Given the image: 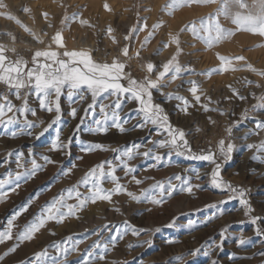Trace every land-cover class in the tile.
Segmentation results:
<instances>
[{
    "label": "rangeland",
    "instance_id": "374dc122",
    "mask_svg": "<svg viewBox=\"0 0 264 264\" xmlns=\"http://www.w3.org/2000/svg\"><path fill=\"white\" fill-rule=\"evenodd\" d=\"M34 1L36 5H42L41 0ZM42 1L44 4H49L52 1L53 4L60 6L61 12L56 14L59 18H64L66 14L71 16L76 12V19L70 20L74 25L71 27L73 30L81 31L84 27H89L81 25L79 21L91 18L90 25L94 27L89 28L97 40L95 46L91 48L94 59L110 62L113 57L120 56V49L127 45L131 59L125 61L126 71L137 79H141L147 74L146 69L142 67L147 63L143 54L152 53L156 49L152 44H155L159 35H168V30L161 26L160 31L159 29L155 30L148 44L141 47L143 37L148 34V31H152V26H148L147 30L132 33L127 41L124 39L133 26L139 29L145 23L148 25L150 11L154 8V1L157 0H49L46 3L45 0ZM3 2L6 4L5 1ZM168 2L169 0H166L164 5ZM105 3L111 7V11L105 10ZM217 7V4L194 3L177 7L171 14L164 10L168 14V21L174 22L175 27H172V34L179 37L180 47L183 49L181 55L186 52L184 45L190 38L188 46H190L191 53L198 57L196 63L199 65L207 63L206 68L202 70L203 75L207 77V85H225V90L209 92H204L202 86L199 85L203 91L201 103H209L206 97H211L210 107L217 108V111L205 112L200 104H196L188 91L191 87L189 83L184 85V87L187 86L186 92L190 95L186 98L191 104L187 114L177 107L181 101L168 100L156 91L153 92V100L163 106L174 126L184 130L193 152L200 154L211 149L216 153V163L221 164L223 179L231 182L233 187L245 190L246 198L254 211L246 216L244 207L239 203L238 195L236 198L228 200L229 196L234 195L232 192L217 189L211 184V172L215 167L213 162L191 159L188 155H179L175 151L169 153V149L159 148L153 144V141L164 139L166 134L158 132L152 125L144 128L136 127L141 122V117L137 114V104L134 101H124L120 110L122 121H127L124 127L128 131L121 133L115 127H111V122H109L107 133L99 134L89 130L95 126V120L102 115L99 105L111 104L115 98L111 96L98 98L96 107L86 112L85 109L92 102L90 93H83V101L78 97L69 101L65 90V94L60 99L61 120L53 124L43 136L36 139V134L48 126L54 119L55 113L41 110L35 95L30 94L28 96L29 104L36 109L37 115L33 117L28 114V119L37 122L39 126L31 129L32 136L21 131L19 124L8 129L0 126V178L7 179L9 173L14 175L16 171H23L22 168H17L16 164V157L19 153H23L21 162L26 168H31L32 159H35L43 167L37 171L35 177L27 180L21 179L20 187L15 192H9L7 198L0 201V230L7 227V220L15 212L28 204L27 210L14 221V233L22 230L25 225L37 217L43 206L53 197L58 196L62 190L76 184L92 166L102 161H111L113 165H119L117 157L133 144L140 146L139 152L151 148L153 155L149 157L137 155L128 161L135 168V172L128 176H125L122 166L117 167L116 175L120 177V182L129 191L139 194L142 189H150L157 181H162L165 184L169 181L173 184H180L181 181L175 179L176 175H180L182 180L191 185H200V187H194L191 194L177 190L172 196H165L160 205L153 204L149 200L137 202L124 193L114 195L111 203L107 201H97L94 204L89 202L84 209L77 212L76 215L66 217L61 223L48 222L34 236L33 240L21 243L17 250L0 261V264H32L35 259L34 253L45 248L48 255L42 258L41 264H84L89 253L93 257H98L100 254H104L106 257L103 261L98 258L92 259L91 264H113L114 261L116 264H213V262L215 264H264V256L261 255L264 253V236L258 235L255 231L256 226L250 222L252 215L260 216L262 220L258 223L264 229V161L252 159L254 155L264 156V153L247 147L248 144H259L264 141V129H256L259 132L258 135L247 131L244 136H240V131L247 128L249 124L255 127L257 120H264V109L254 110L252 108V105L257 102L252 94L254 93L256 97L264 94V76L245 67L246 64H251L256 69L264 71V37L243 30L234 31L231 37L209 47L203 41L193 37L190 31H181L193 22L197 28H200L201 18H205V24L211 23L206 18L214 13ZM129 10L132 11L130 25L121 30L117 23L119 20L128 18ZM0 11L6 12L7 9ZM43 12H48V10H43ZM0 18L12 20L7 16H0ZM218 19L225 29L235 30L236 26L230 19L222 15ZM159 23L161 20L156 16L152 25ZM108 26L114 30L113 35L118 41L115 44L106 35ZM201 34H203L202 30ZM12 36L16 41L15 34L11 33L10 35V39L13 41ZM65 45L69 50L76 49L69 48L66 42ZM159 49L161 48L159 47ZM137 50L140 51L139 57L135 55ZM34 51L20 48L15 52L8 51L6 54L10 59H16L19 55L28 60L29 66H31V56ZM218 53L230 58L236 56L245 58L243 61L233 59L236 71L241 72L242 75L238 82L229 84L238 89L246 99L240 100L233 96L228 87L229 84H225V81L222 83L223 80H226L222 72L216 71L208 75L210 69L218 68L220 65ZM120 58L125 60L122 56ZM196 67L198 69L199 66ZM190 69L186 73L192 77L195 69L191 67ZM228 72L235 71L229 70L226 73ZM244 77L254 83L246 84ZM152 78H155L154 73ZM178 79L167 83L166 93L167 91L174 93L173 90H169L178 85ZM257 83L261 87H257ZM245 90H247V94L244 93ZM11 94L12 102L19 106L21 101L16 99L14 92ZM191 98L193 99L191 100ZM222 106L229 110L226 111L224 107L222 110ZM73 107L77 109L76 117L70 115V110ZM245 109L248 110L246 119L242 118ZM198 117L204 120L202 125L199 124L194 132H190L185 127L184 121L191 122L195 119L200 121ZM209 117L215 123L209 122ZM81 118H83L82 124ZM40 121L43 123H39ZM236 121H239L238 125L234 123ZM78 124L80 125L79 129H77ZM230 125L232 133L229 136L226 129ZM58 129L60 141L67 147L51 150V142L56 138ZM11 131H16L17 135L12 137ZM222 138L226 143L231 141L235 144V149L229 160H224L217 149L218 141ZM90 143L104 144L108 150L82 152L81 148ZM112 149L117 151H112ZM10 152L11 156L8 155ZM156 152L163 155V159L159 162L154 160ZM45 156L55 163H46ZM6 159L7 163H5ZM74 165L75 167H73ZM105 167L107 169V165ZM69 168L72 169V172L67 176L63 175L62 172ZM132 175H135L142 183L137 185L132 181ZM10 187H15V181L6 184L3 190L7 191ZM103 187L111 189L113 184L110 180L104 181ZM79 190L81 193L87 192L86 187H81ZM153 194L158 195V190H154ZM68 203H76V201L73 198L68 200ZM117 208L119 211L115 210ZM189 221L194 223L190 226ZM170 223L173 226L166 227ZM133 228L139 232V235L132 234ZM118 230L123 234L122 239L117 236ZM222 231L223 239L220 235ZM53 232L54 235L51 234ZM241 235L246 238L243 245L237 243ZM113 236H117L114 246L112 244ZM169 240L174 242L168 243ZM13 243L15 240L0 244V255ZM56 243H60L62 248H66L67 253L58 252L53 246ZM95 245H99V247H95ZM105 246H107L106 249ZM196 249H200V251L193 256L191 252Z\"/></svg>",
    "mask_w": 264,
    "mask_h": 264
},
{
    "label": "snow or ice",
    "instance_id": "6c2138e0",
    "mask_svg": "<svg viewBox=\"0 0 264 264\" xmlns=\"http://www.w3.org/2000/svg\"><path fill=\"white\" fill-rule=\"evenodd\" d=\"M217 4L218 7L214 13L210 14L206 19L210 20L211 23L205 24L204 19L201 18L200 28L196 27L193 22L186 29L192 33L193 37L198 38L203 41L207 46L211 47L213 44L220 42L234 34V31H247L253 34H259L264 37V0H169L167 4L162 6V10L168 11L169 14L177 7H182L184 5L191 4ZM7 8V5L0 0V9ZM104 8L107 11H111V7L108 3L104 4ZM24 12H30L28 7L23 8ZM224 16L230 19L232 24H234L235 30L225 29L219 22V16ZM0 16H7L9 19L15 20L17 24H20L26 32L31 34L35 39L42 42L40 37L37 36L31 28L23 25L22 22L16 17L12 16L8 12L0 11ZM45 19L48 17V13H43ZM76 14L68 16L67 14L61 20L62 28L57 30L52 36V42L56 46L53 48L51 45L44 49H37L31 56V66H29V61L17 55L16 59H10L6 54L8 51L15 52L16 49L13 47L8 49L5 45L0 44V83L7 86L9 92H14L16 99L20 100L21 103L17 106L12 100L9 99L8 95H0V126L8 129L11 126L20 125L21 131L26 132L27 135L32 136L33 132L31 129L38 127L39 124L33 120L28 119V114L33 117L37 115L35 108H32L29 104L28 96L34 94L39 102V108L48 113H55L54 119L48 124L46 128L40 133L36 134V139H39L48 131L53 124L58 123L61 120V96L65 94L69 101H73L75 98H79L81 101L84 100V92H88L91 95V103L88 104L85 111L93 110L96 105L98 98L114 97L115 99L111 104H100L101 117L96 119L93 128L89 130L94 133L106 134L109 127V122H111V127H115L121 133L128 131L124 127L127 121H122L120 116V110L122 109L123 102L126 100L134 101L137 104V114L141 117V122L136 125L138 128H144L148 125L155 126L158 132L166 134L164 139L158 141H153L159 148L169 149V153L175 151L179 155H188L191 159L210 161L215 164L211 172V184L220 190H228L234 195L228 197V200L236 198L238 195L239 203L244 207L245 215L248 216L254 210L250 205L249 200L246 198L245 190L233 187L231 182L225 181L221 175V164L216 163V153L209 149L206 153L201 152L196 154L193 152L189 141L186 138V133L183 129L174 126L169 119L168 114L165 112L163 106L160 103H155L153 100V92H159L166 99H176L181 101L180 105L177 107L180 111L185 114L188 113L189 107L191 106L188 98L176 95L172 92H164L163 89L167 87V83L175 81L178 77L186 70L178 60V56L182 53L183 49L180 47V40L178 35L170 34V39L168 43L164 44V47H168L169 44L176 45V51L170 59L162 64L159 70H157L156 64L149 61L142 67L146 69L147 74L141 78L137 79L133 77L128 71H126V60L131 59L129 57V47L125 45L120 49V56L124 57L125 60H121L120 56L113 57L110 62L107 60L98 61L94 59L92 55V49L81 48V49H67L64 36L63 27L67 26V22L70 20H75ZM81 25H88L89 27H94L89 24L86 19H80ZM51 26V25H49ZM160 27V24H153L152 31L144 37L141 47L148 44L149 40L154 35L156 29ZM148 28L145 23L143 26L136 28L133 26L129 30L128 35L124 37L127 41L132 33L136 31H144ZM201 30L203 34H201ZM114 30L111 26L106 29V35L115 44L117 43L116 37L113 35ZM8 35H11L8 33ZM13 41L15 37L12 36ZM62 50V51H61ZM159 51V50H158ZM135 55L140 56V51L137 50ZM220 61L218 68L210 69L208 75L212 72H227L229 70L236 71V67L233 64V59L236 61H243L245 58L243 56H236L230 58L224 55L217 54ZM245 67L257 73L260 76H264V71L258 70L251 64H246ZM189 71L191 69H188ZM155 74V78H152V74ZM203 74V73H202ZM187 83L191 85L188 91L194 98L195 103L200 104L205 112L217 111V109L211 108L212 103L211 97H206L209 103H201L203 96V91L199 84L195 80H189ZM245 83L248 85L253 84L251 80L245 78ZM257 87H261L259 83L256 84ZM231 89L233 96L238 97L240 100L246 99L245 96L241 95L239 90L232 87L231 84L228 85ZM22 90L23 95H22ZM256 103L252 105L254 110L264 109V94L256 97ZM247 109L242 113V118H247ZM223 114V112H221ZM70 115L76 117L77 109L75 107L71 108ZM209 122L215 123L208 118ZM39 123H43L40 121ZM83 123V118H81V124ZM239 124V121L234 122ZM80 125H77L79 129ZM255 129H264V120H257L255 124ZM199 130V129H198ZM229 136L232 133V126L230 125L226 129ZM11 136L15 137L17 135L16 131H11ZM67 147L60 141V132L57 130L56 138L51 142V150H58ZM139 145L133 144L131 147L126 148L122 155L117 157L120 162L119 165H113L111 161H102L99 164L92 166L84 174V176L71 187L62 190L58 196L52 198L45 206L42 207L40 213L37 217L25 225L24 228L18 232L14 233V221L17 217L21 215L22 212L26 211L28 204H25L19 211L15 212L11 218L7 220V227L0 230V244L6 241H13L11 247L0 255V261H3L10 253H14L21 243L25 241H31L34 236L48 223L56 222L61 223L68 216L76 215L77 212L84 209L89 202L96 203L97 201H107L111 203L113 201V196L117 194L124 193L132 200L140 202L142 200H149L151 203L160 205L163 203V198L165 196H172L177 190L181 192H186L191 194L193 188H199L200 185H191L187 181L182 180L180 175H176L175 179L181 181L180 184H173L170 181L165 184L162 181H157L153 184L150 189H142L139 194L129 191L128 188L120 182V177L116 175V170L118 166H122L124 169L125 176L133 174L135 168L128 163V161L134 159L137 155L143 157H149L153 155V150L147 149L143 152H139ZM249 149H255L257 152L264 153V141L259 144H248ZM217 149L219 154L224 158V160L231 159L232 153L235 149V144L231 141L226 143L225 139H220L217 144ZM95 150H105L108 148L101 143L87 144L81 148L82 152H92ZM112 151H117L112 149ZM31 154V153H30ZM9 156L12 155L10 152ZM23 158V153H19L16 157L17 168H22L23 171H16L15 174H8L7 179L0 178V201L7 198L9 192H15L19 187V181L21 179H31L35 177L38 170L43 166L38 164L35 159L31 160V168H26L21 162ZM163 159V155L160 152L154 154V160L159 162ZM252 159H259L264 161V156L254 155ZM44 160L46 163H55L45 156ZM7 159L5 163H7ZM107 165V169L106 166ZM75 167V165L73 166ZM72 172L69 168L62 172L63 175L67 176ZM132 181L137 185L141 184L142 181L138 179L135 175L131 176ZM111 181L113 187L111 189H105L103 187L104 181ZM15 181V187H10L7 191H4L6 184H11ZM86 187L87 192L81 193L80 188ZM154 190H158V195L153 194ZM75 199L76 203H68V200ZM224 203V202H221ZM119 211V209H115ZM262 217L252 215L250 217V222L255 225V231L258 235L264 236V229L259 226ZM194 222L189 221L191 226ZM173 224L170 223L166 227H172ZM159 231V229H156ZM51 234H55L54 232ZM133 235H139V232L133 228ZM222 239L224 237L223 231L220 233ZM119 238H123V234L117 232ZM117 236L112 237V244L115 245ZM168 243H173L174 241L169 240ZM246 242V238L241 235L238 240L239 245H243ZM56 247L57 251L66 254L67 249L62 248L60 243L53 245ZM99 247V245H95ZM107 246H105L106 249ZM74 250V249H73ZM200 249L193 250L191 254L193 256L199 253ZM47 249L34 253V260L32 264H41L42 258L47 257ZM264 256V253H261ZM98 258L103 261L106 259L104 254H100L98 257H93L91 253L84 260V264H91V260ZM113 264H116L114 261ZM215 264V262H213Z\"/></svg>",
    "mask_w": 264,
    "mask_h": 264
},
{
    "label": "bare ground",
    "instance_id": "6f19581e",
    "mask_svg": "<svg viewBox=\"0 0 264 264\" xmlns=\"http://www.w3.org/2000/svg\"><path fill=\"white\" fill-rule=\"evenodd\" d=\"M3 1H5L6 4H7V8H6L7 11L6 12L10 13L12 16H14L17 19H19L22 22L23 25H26L27 27L31 28L32 31L37 36L40 37V40L42 42L38 41L31 34L26 32L24 30V28L20 24L16 23L15 20H2L0 18V44L5 45L8 49H11V48L14 47L16 50L20 49V48H27V49H30V50L44 49V48L48 47L49 45H51L52 47H55V45L53 44L51 38L55 34V32L57 30H61V28H62L61 20L63 18L62 17L59 18V17L56 16V14L61 9L60 6H57L56 4H53L52 1H50L49 4H44L42 0L40 1V3H42V5L41 4L36 5L34 0H3ZM48 1L49 0H45L44 2L46 3ZM165 2H166V0H157L156 2L154 1V3H153L154 8H152L151 11H150V15H149V19H148L147 23H148L149 27L152 26L153 19L156 18V16H157V18L161 20V23H159L160 27L158 28L159 31L161 30V26H164V29L168 30V35H166V34L159 35L158 40L155 42V44H152V46L154 45V48H156L155 50H153V52H152L153 54L150 53V52H146V53L143 54V57L146 60V62L151 61L154 64H156L157 70H159L160 67L162 66V64L164 62H166L168 59H170L172 57V55L175 53V51H176V45L175 44H169L168 47H164V45H162L164 43H168V41L170 39V34L173 33L172 27L173 28L175 27L174 26V22H169L168 21V19H167L168 14H166V12H164V10H162V6L164 5ZM45 5H48V6H45ZM24 7H28L31 11L30 12H24L23 11ZM81 8H80V10H81ZM43 10H48L47 19H45V17L43 16V13H44ZM131 13H132V11L129 10V14L127 15L128 18L119 20V22L117 23V26L121 30H122V28L130 25V19H131L130 15H131ZM73 14H76V12L72 13L71 16ZM92 18H93V16H92ZM94 19H96V18L94 17ZM87 20L89 21V24H90L91 18H89ZM97 22L100 24L99 19H97ZM49 25H51V26H49ZM73 26H74L73 22L72 21H68L67 22V26L63 27V29H62L63 36H64V41L69 46V48H76V49H81V48H88V49L90 48L91 49V48H93L95 46L97 40L95 39L93 33L90 31V28L89 27H84V29L79 31V30H73L71 28ZM8 33L15 34L17 40L16 41H12L10 39V35H8ZM142 37H141V39H142ZM189 39L190 38H188V42H186V45H184V49H186V52H184L183 55L180 54L178 56L179 63L186 69L180 75V77H179V79L177 81L178 85H180V86L176 87L178 85H176V83H175L176 86L173 87V88H170L169 91L173 90V92L175 94H178V95L183 96V97H189L190 95L187 94V92H186L187 91L186 90L187 86L184 87V85L189 80H192V79L197 81V83L202 86L204 92H209L211 90H218V91L225 90V85L224 84H221L219 86H216L217 84L215 86L214 85L213 86L207 85V83H208L207 82L208 81L207 77L202 74L203 73L202 70L206 68L207 63L206 64H201V65H199V63H196V59L198 57H195V55H193L191 53L192 51H191V49H189L190 46H188V44L190 43ZM159 47L161 49H159V51H158ZM196 66H199L198 69H197ZM190 67L195 69L194 70V74H193L194 76H192V77L187 75V73H186V72H188V69H190ZM236 72L237 71L228 72V73L222 72L223 77L226 79V80H223L222 83L224 81H225L224 82L225 84H229V83L233 84L235 82H238L240 77H241V75H242V73L241 72H239V73L237 72L236 73ZM192 73H193V71H192ZM263 84H264V81H263ZM238 88H240V87H238ZM163 91L166 92V87L163 89ZM244 93L247 94V90H245ZM192 99L193 98H191V100ZM223 107L225 108L226 111L229 110L225 106H222V110H224ZM219 110H220V108H219ZM199 119H200V121H198L196 119L192 120L191 122L184 121L185 127L188 128L190 132H194L195 128L199 124L202 125V123L204 121L201 118H199ZM247 131H251L255 135L259 134V132H257V130L255 129L254 125L249 124V126H247V128H245V129L240 131V136H244V134ZM249 142H251V141L249 140Z\"/></svg>",
    "mask_w": 264,
    "mask_h": 264
},
{
    "label": "built area",
    "instance_id": "2783aa9c",
    "mask_svg": "<svg viewBox=\"0 0 264 264\" xmlns=\"http://www.w3.org/2000/svg\"><path fill=\"white\" fill-rule=\"evenodd\" d=\"M0 95H8L10 100H11V97H12V94L7 89V86L2 84V83H0Z\"/></svg>",
    "mask_w": 264,
    "mask_h": 264
}]
</instances>
